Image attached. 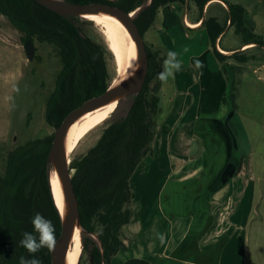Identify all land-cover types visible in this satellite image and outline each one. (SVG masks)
<instances>
[{
	"label": "trees",
	"instance_id": "1",
	"mask_svg": "<svg viewBox=\"0 0 264 264\" xmlns=\"http://www.w3.org/2000/svg\"><path fill=\"white\" fill-rule=\"evenodd\" d=\"M76 4L102 3L132 13L146 6L149 0H66ZM211 0H151L136 18L135 25L144 39L154 24L160 9L172 4L192 3L198 11L197 22L208 38L210 52L218 66L229 61L260 66L264 64V36L254 31V22L247 10L236 3L223 2V20L207 13L205 5ZM0 17L5 18L24 40L53 46L61 63L55 88L47 98L44 118L58 128L65 116L87 100L103 94L115 77L109 61L113 55L107 45L89 36L87 28L94 23L81 18H64L43 7L35 0H0ZM240 37V47L226 55L217 49L226 24ZM148 71L141 91L117 104L128 108L117 120L107 124L96 143L80 156H72L69 168L79 206L82 251L88 264H111L124 239L123 228L132 219L134 195L130 178L143 165L144 158L154 156L153 144L161 112V81L157 78L163 59L158 50L145 45ZM250 52V53H249ZM115 65V63H114ZM232 75V74H231ZM232 108L233 102H229ZM53 135L34 140L8 152L5 169L0 176V264H20V258H33L20 245L24 232H32L31 218L40 213L52 221L56 238L61 232V218L55 206L49 183L48 151ZM76 149V148H75ZM74 149V150H75ZM92 235L96 237L93 238ZM41 264H51L50 251L35 254ZM123 264H150L129 259Z\"/></svg>",
	"mask_w": 264,
	"mask_h": 264
},
{
	"label": "crops",
	"instance_id": "2",
	"mask_svg": "<svg viewBox=\"0 0 264 264\" xmlns=\"http://www.w3.org/2000/svg\"><path fill=\"white\" fill-rule=\"evenodd\" d=\"M230 3L241 4L253 19L246 3L240 0ZM177 6L180 7L172 4L158 12L163 16L167 41L183 61L182 69L174 77L176 88L181 89L183 84L189 91H211L214 96L224 90L226 82L217 73L206 32L200 28L198 17L188 20V12L184 17L172 12L180 9ZM185 6L187 10L195 9L192 3ZM215 8L223 13L227 10L223 0H211L205 5L202 17ZM170 14H176L177 18L172 20ZM209 15L222 21L217 14ZM186 23L198 26L190 27ZM228 28L229 22L224 36ZM219 40L218 50L229 53L235 50L222 47ZM185 47L189 49L187 52L183 51ZM196 59L203 62V69L195 67ZM174 101L175 117L168 116L158 126L153 144L154 156L161 145L168 162L165 165L143 162L137 180H130L133 215L123 228L124 239L111 264H123L129 259L150 264H247L256 187L249 166L233 159L235 154L248 153L247 139L239 131L238 136H233L229 129L226 131L225 113L211 115L196 97ZM191 111L193 115L186 117ZM179 117L183 118L182 125L176 127ZM186 140L197 142L196 152L190 145L181 146ZM176 143L179 153L188 155L180 156L178 162L175 156H170ZM153 172L155 175H150Z\"/></svg>",
	"mask_w": 264,
	"mask_h": 264
},
{
	"label": "rangeland",
	"instance_id": "3",
	"mask_svg": "<svg viewBox=\"0 0 264 264\" xmlns=\"http://www.w3.org/2000/svg\"><path fill=\"white\" fill-rule=\"evenodd\" d=\"M229 1L238 2V0ZM240 1L243 4L246 3L253 16L255 33L264 36V0ZM179 8L172 12L178 13L180 17H184V13L188 12V20H193L199 16L196 8L187 10L185 5ZM176 14L174 16L170 14L169 17L175 20ZM209 14H217L222 20L225 17V13L219 8L213 9ZM164 29L163 16L159 13L152 27L144 35L145 45L153 51L158 50L159 56L163 60L166 58L167 52L173 48L166 39ZM86 31L90 37L105 43L104 36L97 26L89 27ZM225 33L222 47L235 50L246 49L244 47L239 49L240 37L234 33L233 27L228 28ZM24 41L21 34L5 18L0 17V176L4 173L8 152L25 143L42 140L53 135L55 131L46 123L44 114L46 100L55 88L56 76L61 69L57 51L49 44L34 41L35 55L32 61H28L23 49ZM221 51L223 50L221 49ZM230 53L228 52V54ZM109 64L115 77L114 61H109ZM216 70L217 73H221L223 78L221 80L226 82V86L224 90L214 93V96L211 95V91L206 92L207 95L205 92H199V90L189 91L183 84L181 89L176 88L174 78L170 79L167 84L161 83V112L158 117L157 131H159L158 126L165 122V118L170 115L174 116L172 111L174 110L175 99L189 101L192 97H196L203 105L202 107L208 108L211 115L214 113L223 115L225 113L226 131L229 129L233 136H238L237 132L239 131L243 138L247 139L248 153L246 152L245 156L244 154L233 156L234 162L243 161L249 166L256 187L255 209L249 231L247 264H264V64L255 66L229 61L223 67L217 65ZM160 71H162V66ZM231 101L234 106L232 108L228 105ZM127 108L128 103L126 102L116 108L109 119L89 132L79 142L72 156H80L85 153L88 148L96 143L104 127L119 119ZM218 111L219 113H217ZM192 115V111L186 113V117ZM180 117L176 124L174 123L176 127L182 125L183 118ZM227 136L229 138L226 133ZM189 145V148H193V152L197 151V142L190 140L181 142V146ZM174 146H172L171 155H169L175 156V162L180 161V156L185 158L188 156L185 152L179 153L180 148L177 143ZM156 149L157 154L146 157L143 162L167 164L168 159H166L161 145L157 146ZM138 169L131 176V182L137 180L140 173V169ZM151 174L155 175V172ZM147 178L149 176L145 177V179ZM82 264H88L86 255L83 257Z\"/></svg>",
	"mask_w": 264,
	"mask_h": 264
},
{
	"label": "water",
	"instance_id": "4",
	"mask_svg": "<svg viewBox=\"0 0 264 264\" xmlns=\"http://www.w3.org/2000/svg\"><path fill=\"white\" fill-rule=\"evenodd\" d=\"M35 1L48 10L64 18L75 17L83 19L82 15L94 13H106L116 17L131 35L138 53V62L140 64V69L135 73L134 76L115 87H112L111 82L108 89L103 94L87 100L80 107L69 112L63 119L60 126L54 131L47 158L49 183L52 193L51 172L54 171L62 190L65 208L64 213L61 214L56 206V202L52 193L55 206L61 218V232L57 238L55 250L50 252V259L51 264H66V251L75 229L78 228L80 230V236L84 231L80 226L79 206L72 184V170L69 168L71 157L69 160L68 156H66L63 150L65 136L71 123L81 114L114 101L119 103L121 100L129 96L137 95L141 91L148 71V58L144 39L140 35L138 28L135 25V20L140 15V13L148 5H150L151 0H149L146 6L135 10L137 12L134 16H131V13H126L118 7L102 3L76 4L70 3L66 0ZM23 49L27 60L32 61L35 55V47L33 42L30 40H25L23 43ZM92 237L96 239L94 235H92Z\"/></svg>",
	"mask_w": 264,
	"mask_h": 264
},
{
	"label": "bare ground",
	"instance_id": "5",
	"mask_svg": "<svg viewBox=\"0 0 264 264\" xmlns=\"http://www.w3.org/2000/svg\"><path fill=\"white\" fill-rule=\"evenodd\" d=\"M136 12L137 11L132 12L131 16H134ZM82 18L93 22L94 25L99 28L104 36L103 40H105L107 48L113 55L116 77L112 81V87H115L131 78L133 76L130 75L132 66L138 62V53L134 41L124 25L116 17L106 13L84 14L82 15ZM186 24L190 27L198 26V24ZM250 46L252 45H246L244 48H248ZM221 52L228 54V52L225 51ZM117 104L118 102L114 101L97 107L89 112L81 114L71 123L66 133L63 145V150L69 160L72 152L78 146L79 142L89 132L109 119V117L116 110ZM51 185L55 202L57 200V195L59 194L62 199L63 207L65 208L62 190L54 171L51 172ZM80 253V230L76 228L66 251V264H77Z\"/></svg>",
	"mask_w": 264,
	"mask_h": 264
},
{
	"label": "clouds",
	"instance_id": "6",
	"mask_svg": "<svg viewBox=\"0 0 264 264\" xmlns=\"http://www.w3.org/2000/svg\"><path fill=\"white\" fill-rule=\"evenodd\" d=\"M189 49L185 47L184 52H187ZM180 53L177 51L169 50L166 54V58L163 60L162 71L158 73V79L163 83L167 84L168 81L175 77V74L182 69L183 61L179 58ZM195 67L197 69H203L204 64L199 59L194 61ZM140 69L139 62H136L132 66V71L130 75H135ZM60 213L63 214L64 207H58ZM31 224L33 231L24 232L22 239L20 240V245L27 250L33 258L25 259L24 257L20 258V264H41V261L38 258H35V254L38 253L41 249H48L50 252L55 250L57 244L56 238V229L52 221L45 218L42 214L36 213L31 218ZM161 239H163L161 237Z\"/></svg>",
	"mask_w": 264,
	"mask_h": 264
},
{
	"label": "snow or ice",
	"instance_id": "7",
	"mask_svg": "<svg viewBox=\"0 0 264 264\" xmlns=\"http://www.w3.org/2000/svg\"><path fill=\"white\" fill-rule=\"evenodd\" d=\"M56 203H57L58 207H62V206H63L62 199H61V197L59 196V194L57 195Z\"/></svg>",
	"mask_w": 264,
	"mask_h": 264
}]
</instances>
